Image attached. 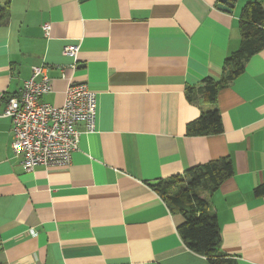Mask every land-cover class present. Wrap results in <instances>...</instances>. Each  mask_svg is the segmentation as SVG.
<instances>
[{"label": "crops", "instance_id": "crops-1", "mask_svg": "<svg viewBox=\"0 0 264 264\" xmlns=\"http://www.w3.org/2000/svg\"><path fill=\"white\" fill-rule=\"evenodd\" d=\"M218 1L11 0L0 22V264H210L151 183L222 158L234 174L207 198L222 252L264 264V49L218 91L223 132L187 135L207 107L188 92L223 77L245 6L262 0L231 14ZM41 65L53 83L42 101L61 107L71 84H86L97 122L93 133L78 125L70 166L27 171L4 112Z\"/></svg>", "mask_w": 264, "mask_h": 264}, {"label": "trees", "instance_id": "trees-1", "mask_svg": "<svg viewBox=\"0 0 264 264\" xmlns=\"http://www.w3.org/2000/svg\"><path fill=\"white\" fill-rule=\"evenodd\" d=\"M11 0H0V22L10 15ZM242 43L230 55L223 67L220 80L207 78L204 87L189 91L188 99L203 93L207 107L201 116L187 126L189 136L217 135L223 132L221 114L216 106L217 94L229 82L243 73L249 57L264 49V0L247 3L240 18ZM190 94H193L192 97ZM234 174L229 158L188 169L183 174L162 180L155 190L174 213L184 216L178 228L186 246L196 254L206 257L210 264H237L222 252L221 230L216 215L210 209L208 196L216 192ZM257 196L264 195V184L255 189Z\"/></svg>", "mask_w": 264, "mask_h": 264}, {"label": "built area", "instance_id": "built-area-1", "mask_svg": "<svg viewBox=\"0 0 264 264\" xmlns=\"http://www.w3.org/2000/svg\"><path fill=\"white\" fill-rule=\"evenodd\" d=\"M44 29L48 30V26ZM78 52V46H67L63 50L65 56L71 57H76ZM52 90L47 66H35L20 95L7 102L4 117L12 122V150L22 159L27 171L39 166H70L82 135L78 125L85 124L87 133L96 129L98 99L86 84H71L61 107L42 101L43 96Z\"/></svg>", "mask_w": 264, "mask_h": 264}, {"label": "water", "instance_id": "water-1", "mask_svg": "<svg viewBox=\"0 0 264 264\" xmlns=\"http://www.w3.org/2000/svg\"><path fill=\"white\" fill-rule=\"evenodd\" d=\"M85 1V0H83ZM238 0H219L218 1V9L221 10V11H224L226 13H232L233 12V7L235 5V3L237 2ZM160 184L159 181H156V182H152L151 183V186H158Z\"/></svg>", "mask_w": 264, "mask_h": 264}, {"label": "rangeland", "instance_id": "rangeland-1", "mask_svg": "<svg viewBox=\"0 0 264 264\" xmlns=\"http://www.w3.org/2000/svg\"><path fill=\"white\" fill-rule=\"evenodd\" d=\"M239 1V0H238Z\"/></svg>", "mask_w": 264, "mask_h": 264}]
</instances>
